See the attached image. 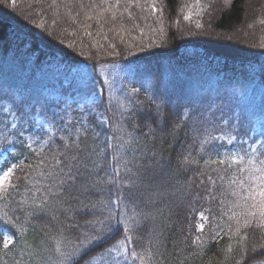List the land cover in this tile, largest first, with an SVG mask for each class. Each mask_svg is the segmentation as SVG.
I'll return each instance as SVG.
<instances>
[{
	"label": "trees",
	"instance_id": "trees-1",
	"mask_svg": "<svg viewBox=\"0 0 264 264\" xmlns=\"http://www.w3.org/2000/svg\"><path fill=\"white\" fill-rule=\"evenodd\" d=\"M48 58L135 79L78 107ZM2 153L0 264H264V0H0Z\"/></svg>",
	"mask_w": 264,
	"mask_h": 264
},
{
	"label": "rangeland",
	"instance_id": "rangeland-1",
	"mask_svg": "<svg viewBox=\"0 0 264 264\" xmlns=\"http://www.w3.org/2000/svg\"><path fill=\"white\" fill-rule=\"evenodd\" d=\"M204 60H199V63ZM40 66V67H39ZM48 73L53 83L51 86H47L50 92L57 96L59 99H67V101H78V107H87L97 110L98 103L103 96V93H114L118 89L131 84L135 79V72L129 65L125 64H105L100 65L97 68L89 66H80L74 68H68L67 65L55 60L51 62L48 58L43 62L36 65L37 73ZM93 88H96L93 91ZM96 95H93V92ZM37 128L45 127L51 129L52 123L42 116H37L36 119ZM6 158V154L2 153L0 156V164ZM3 170H0L2 174ZM260 184V185H259ZM262 182L256 183V186H260ZM251 191H248L250 193ZM256 199L261 200L259 195L260 191H252ZM7 239H12L10 235H6ZM129 252L127 244L121 242L115 248L112 249V253L107 260L115 261V264H131L129 263Z\"/></svg>",
	"mask_w": 264,
	"mask_h": 264
},
{
	"label": "snow or ice",
	"instance_id": "snow-or-ice-1",
	"mask_svg": "<svg viewBox=\"0 0 264 264\" xmlns=\"http://www.w3.org/2000/svg\"><path fill=\"white\" fill-rule=\"evenodd\" d=\"M14 3H15V0H13V4ZM92 94L96 95L95 92H93ZM55 119L56 118L53 117V122H55ZM60 119L62 120L63 118L61 117ZM81 119H83V117ZM64 127H65V125L63 123L57 125V131H60ZM61 140H63V137H61ZM73 143L76 144L77 148L79 147L78 139H77V141H73ZM55 147H56V142L53 141L52 144L49 145V151H52ZM63 147L65 149H67L69 147V145L67 143H64ZM262 155H264V154H262ZM75 159H76V155L75 154H73L71 157H66V161H67L66 177H67V179L63 180L62 183H68L69 184V189L65 193V195H67V196H71L72 195L71 187L74 184V182H75V180L77 178V175H82V173H80L79 168L72 163V161L75 160ZM231 162L232 163H239L240 161L235 156H233L231 158ZM249 162H251V161H249ZM219 163L223 164L224 161L220 160ZM261 164H264V160H261ZM74 169H75V172H74ZM13 171H14V169L12 167H9L6 171H2V174H0V189H3L5 183L9 182L11 180ZM107 175L109 177L108 182L115 184L117 189L119 190V188H120V179H119L120 174H119V171L117 170L115 172V175H113L112 173H108ZM259 195L262 198L261 202H260V207H261L260 215L262 217H264V185H262ZM117 202L120 203V204L124 203L120 195H117ZM113 218H114L113 210H112V208H108V217H107V219L109 221H111ZM120 223H121V220L117 218V224H120ZM113 229H114V226L111 223H105L103 225V231L99 233V237L100 238H105L107 235L113 234ZM125 239H130V238L129 237H125ZM11 242L12 241L9 238L7 244L5 245V247H7L8 244H11ZM70 257H71V254H68L67 258H70Z\"/></svg>",
	"mask_w": 264,
	"mask_h": 264
}]
</instances>
